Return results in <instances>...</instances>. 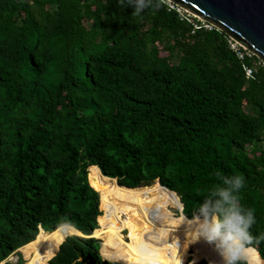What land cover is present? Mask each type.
I'll list each match as a JSON object with an SVG mask.
<instances>
[{
  "label": "trees",
  "instance_id": "16d2710c",
  "mask_svg": "<svg viewBox=\"0 0 264 264\" xmlns=\"http://www.w3.org/2000/svg\"><path fill=\"white\" fill-rule=\"evenodd\" d=\"M133 11L118 0H0V264L62 222L87 238L68 237L50 264L101 263L106 240L92 236L111 222L106 186L160 180L181 198L175 218L191 220L217 171L244 178L240 203L255 211L253 236L264 233L263 61H240L227 33L175 4ZM192 250L170 264H191ZM257 250L264 260V243Z\"/></svg>",
  "mask_w": 264,
  "mask_h": 264
},
{
  "label": "bare ground",
  "instance_id": "6f19581e",
  "mask_svg": "<svg viewBox=\"0 0 264 264\" xmlns=\"http://www.w3.org/2000/svg\"><path fill=\"white\" fill-rule=\"evenodd\" d=\"M156 183L159 181L150 187L137 189L123 187L121 192L106 186L105 196L111 203L110 207L113 210L111 217L116 219L119 225L110 226L109 224L105 229L95 232L93 236L101 240L105 234L111 232L113 244L128 243L131 245L133 250L126 257V264H170L171 259L176 258L178 251L183 247L192 248L195 251L194 257L196 259L191 264L200 263L206 257L211 258L212 264H220L218 254L213 246L203 239L196 240L190 234L193 229L186 222L182 223L183 219L175 218L171 209L179 206L180 198L175 196L173 192L159 189ZM159 210H164L169 214V220L166 223L155 220L154 215ZM74 229L75 231L71 235H66L60 229L49 233L40 227L36 242L34 241L22 248L25 249L27 261L32 264H49L68 236L81 235L80 231ZM125 230L126 236L122 233ZM107 256L109 258L106 260L120 262L108 254ZM259 260L261 264H264L263 259L259 257ZM207 262L210 264L209 261Z\"/></svg>",
  "mask_w": 264,
  "mask_h": 264
},
{
  "label": "clouds",
  "instance_id": "9594fccd",
  "mask_svg": "<svg viewBox=\"0 0 264 264\" xmlns=\"http://www.w3.org/2000/svg\"><path fill=\"white\" fill-rule=\"evenodd\" d=\"M118 2L121 8L132 7L133 17L140 16L146 10H159L171 4V0H118ZM215 177L218 183L199 206L192 210L191 220L186 216L182 223L186 222L193 229L190 234L196 240L203 239L214 247L220 264H261L257 249L264 243V233L253 236L251 229L256 223L255 211L243 207L238 195L244 187V178L240 175L226 176L220 171L215 173ZM59 228L66 235H71L75 231L69 222H62ZM99 258L101 261L109 258L103 246Z\"/></svg>",
  "mask_w": 264,
  "mask_h": 264
},
{
  "label": "water",
  "instance_id": "95a60500",
  "mask_svg": "<svg viewBox=\"0 0 264 264\" xmlns=\"http://www.w3.org/2000/svg\"><path fill=\"white\" fill-rule=\"evenodd\" d=\"M171 3L200 17L202 22L227 33L233 41L264 63V0H171ZM156 181L160 183V180ZM181 204L183 213L185 207L182 201ZM77 236L87 238L83 233ZM79 261L84 264L116 263L106 259L97 263L89 254H80Z\"/></svg>",
  "mask_w": 264,
  "mask_h": 264
},
{
  "label": "rangeland",
  "instance_id": "374dc122",
  "mask_svg": "<svg viewBox=\"0 0 264 264\" xmlns=\"http://www.w3.org/2000/svg\"><path fill=\"white\" fill-rule=\"evenodd\" d=\"M169 7H171L172 9L174 8V4L173 3H171V4H169ZM177 11H178V13L181 15V16H186L187 18H189V19H198L199 21H201L202 22V20L200 19V17H198V16H196V15H194V14H192V13H190L189 11H187V10H185V9H183V8H180V7H178L177 6ZM202 23H204V22H202ZM205 24V23H204ZM207 29H211V26H208V25H206L205 26ZM229 43H230V45H233V47H236L237 49H239L240 48V45H238L237 43H235L231 38H230V40H229ZM247 50V49H246ZM254 64H255V67H256V69H258L259 67H262V66H264V63L263 62H258V61H254ZM91 176H92V173L90 172V180H91ZM155 184V183H154ZM143 187H145V186H143ZM143 187H141V188H143ZM123 189V187L120 189H117L116 191H120V190H122ZM105 199H106V196H105ZM106 201L108 202V204H109V207H110V205H111V203H109V201L106 199ZM102 203H104V201L102 202ZM106 207H108L107 205H106ZM178 208V205L176 206V207H174V208H172L171 209V211H172V213H176V214H181L178 210H176ZM176 210V211H175ZM113 214V213H112ZM112 214H111V216H112ZM160 215H165L166 217H167V221L169 220V214L166 212V211H164V210H159V211H157L156 212V214L154 215V217H155V220H159L161 217H160ZM110 216V218H111V222H110V226H113V225H115V226H118L119 224H118V222L116 221V219H112V217ZM101 217V216H100ZM104 216H102V218H103ZM102 218L99 220V224L101 223V220H102ZM158 222H160V221H158ZM162 222V221H161ZM111 233V232H110ZM110 233H109V235H110ZM122 233L126 236V230L125 231H122ZM107 234H105V236H103L102 237V241H104V240H106L107 242H111V243H113L112 242V240H111V236H109V235H107ZM111 235H112V233H111ZM93 238H95L94 236H93ZM105 241V242H106ZM114 244H116V245H118V246H116L118 249H115V248H113V246H112V254H113V257L114 258H116L115 256H117V255H120L121 257H122V253H123V251H124V249L125 248H130L131 250H130V252H125V254L123 255V259H124V261L125 262H127L126 260H127V256L132 252V250H133V247L131 246V245H129L128 243H123V244H118V243H114ZM102 246V245H101ZM22 249V248H21ZM104 249L105 250H107L108 251V255H109V251H110V248H108V247H106V244H104ZM182 249H188V247H183V248H181L179 251H178V255L176 256V258H178L179 257V260L182 258V253H181V250ZM190 249H192V248H190ZM20 251V250H19ZM17 251V252H15L14 254H12L7 260H5L4 262H2V263H4V264H18V262H19V260H20V257L18 256V253H21L22 255H23V257H24V264H26L27 263V259H26V256H25V253H24V251H25V249H22V251ZM183 252V251H182ZM185 257H188V258H192V259H196L195 257H194V254H193V250H192V254H190V255H186ZM204 257V256H203ZM175 258V257H174ZM173 258V259H174ZM173 259H171V262H172V260ZM193 261V260H192ZM170 262V263H171ZM1 263V264H2ZM30 263V262H29ZM30 264H32V263H30ZM50 264V263H49ZM115 264H120V263H115Z\"/></svg>",
  "mask_w": 264,
  "mask_h": 264
},
{
  "label": "built area",
  "instance_id": "2783aa9c",
  "mask_svg": "<svg viewBox=\"0 0 264 264\" xmlns=\"http://www.w3.org/2000/svg\"><path fill=\"white\" fill-rule=\"evenodd\" d=\"M235 43H237V42H235ZM230 46H231V49L236 53V55L240 61H245L246 58H252V56L254 55L253 53H251L250 51L246 50L245 48H243L241 46L239 49H237L236 47H233V45H230ZM244 69L246 71V75L249 78H252L254 76L255 71H254L253 67L245 66Z\"/></svg>",
  "mask_w": 264,
  "mask_h": 264
},
{
  "label": "flooded vegetation",
  "instance_id": "af4514ba",
  "mask_svg": "<svg viewBox=\"0 0 264 264\" xmlns=\"http://www.w3.org/2000/svg\"><path fill=\"white\" fill-rule=\"evenodd\" d=\"M104 244H105V242H104Z\"/></svg>",
  "mask_w": 264,
  "mask_h": 264
}]
</instances>
